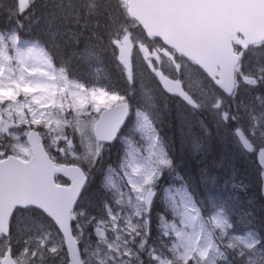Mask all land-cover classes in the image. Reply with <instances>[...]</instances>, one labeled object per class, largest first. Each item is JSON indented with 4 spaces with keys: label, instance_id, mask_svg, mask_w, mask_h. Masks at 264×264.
<instances>
[{
    "label": "snow or ice",
    "instance_id": "6c2138e0",
    "mask_svg": "<svg viewBox=\"0 0 264 264\" xmlns=\"http://www.w3.org/2000/svg\"><path fill=\"white\" fill-rule=\"evenodd\" d=\"M177 140L264 200V0H0V264H264Z\"/></svg>",
    "mask_w": 264,
    "mask_h": 264
},
{
    "label": "trees",
    "instance_id": "16d2710c",
    "mask_svg": "<svg viewBox=\"0 0 264 264\" xmlns=\"http://www.w3.org/2000/svg\"><path fill=\"white\" fill-rule=\"evenodd\" d=\"M223 147L225 148V146ZM187 148L188 145L181 144L179 140L174 143V155L176 156L177 161L180 163V165H183L182 167H190L192 169L194 165L202 163L203 165L211 169V165L215 164L216 160L218 159V150H221L222 146H215L202 160L199 157L193 158V154ZM226 149L230 152H233L228 147ZM232 154L224 155L223 157L224 159L226 158V162L224 163L226 169L223 170L225 172H223V175L225 176L219 183V186H217L218 190H216L215 192L218 194H221L222 192V196H226L229 198V195L227 193H229L228 188L230 186V178L232 177L231 174H237L239 179L236 182L239 183L240 181H243L245 184H247L248 191H244L243 189H236V201L246 208H256L257 210H259L261 204L264 202L261 199V195L254 182V178L252 177V175H250L251 166L249 162L247 164L243 162H241V164H238L240 162H237ZM219 156V159H221V155ZM231 163H235L234 167L231 168L229 172H227L228 166L229 164L231 165ZM213 172L217 177H219V172H217L216 170H213ZM225 181H228V183L225 184Z\"/></svg>",
    "mask_w": 264,
    "mask_h": 264
},
{
    "label": "rangeland",
    "instance_id": "374dc122",
    "mask_svg": "<svg viewBox=\"0 0 264 264\" xmlns=\"http://www.w3.org/2000/svg\"><path fill=\"white\" fill-rule=\"evenodd\" d=\"M226 148H227L226 146H225V148L222 146V149L221 150H218V155H217V158L218 159L216 160L215 164H212L211 165V169L212 170H216L217 172L220 173L218 175L219 176L218 178H219L220 182L223 179V177L225 176V175H223V172H224L223 170L226 169V166L224 164L226 162V160H225L226 158L224 159L223 157H224V155H230V154L233 153V152L228 151ZM187 149L189 150V148H187ZM219 155H221V159H219V157H220ZM232 155H233V157L235 158V160L237 162H240L238 164H241V162H243L245 164L248 163V161H246V160L242 159L241 157H239L235 152ZM220 161H222V162H220ZM234 164L235 163H231V165L229 164L228 169H227L228 170L227 172H229L230 169L234 167ZM187 169L188 170H191L190 167H187ZM213 175L216 176L214 172H213ZM231 176L233 177V176H238V175L237 174H235V175L231 174ZM231 178H230V186L228 188L229 193L226 192L229 195V198L228 197L227 198L228 199H235L236 200V189H233V187H232V180H231ZM212 188H213L214 191L218 190L217 185H212ZM220 195H222V192H221ZM224 197H226V196H224Z\"/></svg>",
    "mask_w": 264,
    "mask_h": 264
}]
</instances>
